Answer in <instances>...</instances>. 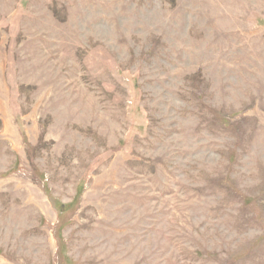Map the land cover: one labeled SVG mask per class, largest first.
Listing matches in <instances>:
<instances>
[{"label":"rangeland","instance_id":"rangeland-1","mask_svg":"<svg viewBox=\"0 0 264 264\" xmlns=\"http://www.w3.org/2000/svg\"><path fill=\"white\" fill-rule=\"evenodd\" d=\"M0 264H264V0H0Z\"/></svg>","mask_w":264,"mask_h":264}]
</instances>
